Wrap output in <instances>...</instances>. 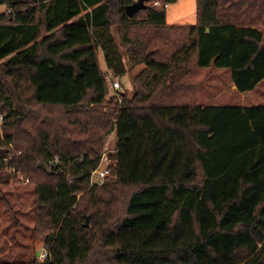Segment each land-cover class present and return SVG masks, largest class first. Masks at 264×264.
Returning <instances> with one entry per match:
<instances>
[{
  "label": "trees",
  "instance_id": "16d2710c",
  "mask_svg": "<svg viewBox=\"0 0 264 264\" xmlns=\"http://www.w3.org/2000/svg\"><path fill=\"white\" fill-rule=\"evenodd\" d=\"M133 1L0 0V201L12 214L3 187L25 185L5 167L29 179L48 250L0 264H264V105H203L198 81L264 82V0H196L195 24ZM113 28L144 65L122 101L98 56L129 72ZM114 130L112 179L91 185Z\"/></svg>",
  "mask_w": 264,
  "mask_h": 264
},
{
  "label": "rangeland",
  "instance_id": "374dc122",
  "mask_svg": "<svg viewBox=\"0 0 264 264\" xmlns=\"http://www.w3.org/2000/svg\"><path fill=\"white\" fill-rule=\"evenodd\" d=\"M136 1V0H134ZM156 0L146 1L147 5L154 4ZM161 3L163 4L162 0ZM7 10L6 6L0 5V14ZM167 21L170 24H195L197 18V1L196 0H177L175 3L167 6ZM114 29V34L118 43L121 45L124 60L129 68V72L122 78H118L123 86V92L127 91L129 95H133L135 88L134 77L139 74L144 65H137L132 67L128 61L127 53L121 44L119 36ZM264 33V27L261 28ZM101 67L107 75L105 60L101 50H98ZM108 78V75H107ZM199 81V101L203 105H264V82L252 93H239L235 87L232 86L231 72L227 69H218L209 67L201 69L198 74ZM110 89V84L107 79ZM110 94L113 92L110 89ZM107 98H110L108 94ZM55 110V109H54ZM52 110V111H54ZM115 123V119H113ZM117 132H110L106 135L104 149H110L116 145ZM13 149V148H12ZM102 151V152H103ZM10 152L12 150L10 149ZM11 155V154H10ZM50 166V162L48 163ZM49 168V167H48ZM14 168L10 167L5 171L9 172ZM10 173V172H9ZM14 177L20 180V173L13 172ZM112 179V178H110ZM109 179V180H110ZM6 192L7 200L12 207V214L5 212L6 206L0 201V258L6 257L8 259L25 258L24 255L29 254L31 251L39 253L42 250L48 251L45 246L44 238H35L33 234L34 214H33V201H34V187L29 184H19L14 178L3 187ZM125 196V192H123ZM78 198L81 193L77 194ZM119 201L118 204H120ZM121 205V204H120ZM119 205V206H120ZM16 217L17 222H12V216ZM89 225L90 221L88 220ZM53 232V231H51ZM40 261V258H39Z\"/></svg>",
  "mask_w": 264,
  "mask_h": 264
},
{
  "label": "built area",
  "instance_id": "2783aa9c",
  "mask_svg": "<svg viewBox=\"0 0 264 264\" xmlns=\"http://www.w3.org/2000/svg\"><path fill=\"white\" fill-rule=\"evenodd\" d=\"M155 5L157 6H165L167 7L168 4H162L161 1L156 0L154 2ZM108 81L110 84V89L113 92V94L118 98L119 101H122L123 96V86L121 84V82L114 78L111 73L108 71ZM2 117H0V121H1ZM116 152V145L112 146V148L110 149H104V151L102 152L101 156H100V162L99 165L97 166L96 169H94L91 172V185H103L108 178H110L111 176H113V171H112V165H113V160L111 158V154ZM10 157L5 158L6 162L9 161ZM60 163V159L58 156H55L51 161H50V166L49 169H55L56 167H58V164ZM10 167H6V169H8ZM10 173L13 174V172H15V169H12L9 171ZM20 179H22L24 181L25 184L29 183V179L28 178H24L23 175H20ZM48 256V252L45 250H42L40 252V261H43L46 257Z\"/></svg>",
  "mask_w": 264,
  "mask_h": 264
},
{
  "label": "water",
  "instance_id": "95a60500",
  "mask_svg": "<svg viewBox=\"0 0 264 264\" xmlns=\"http://www.w3.org/2000/svg\"><path fill=\"white\" fill-rule=\"evenodd\" d=\"M146 1L147 0H136V1H133L131 4L127 5L125 7L127 15L129 17H133L139 11L146 9L148 7V5L146 4ZM88 220L89 218L87 217L85 226L89 225ZM37 255H39V253H37Z\"/></svg>",
  "mask_w": 264,
  "mask_h": 264
},
{
  "label": "crops",
  "instance_id": "0c3cea01",
  "mask_svg": "<svg viewBox=\"0 0 264 264\" xmlns=\"http://www.w3.org/2000/svg\"><path fill=\"white\" fill-rule=\"evenodd\" d=\"M262 83H263V82H262ZM262 83H261V84H262ZM261 84H260V85H261ZM260 85H259V86H260ZM232 86L235 87L233 84H232ZM259 86H258V87H259ZM258 87H257V88H258ZM257 88H256V89H257Z\"/></svg>",
  "mask_w": 264,
  "mask_h": 264
}]
</instances>
